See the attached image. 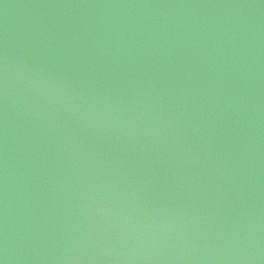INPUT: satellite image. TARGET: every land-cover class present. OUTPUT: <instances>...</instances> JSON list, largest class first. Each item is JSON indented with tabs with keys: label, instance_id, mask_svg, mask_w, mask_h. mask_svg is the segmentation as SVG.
<instances>
[{
	"label": "water",
	"instance_id": "water-1",
	"mask_svg": "<svg viewBox=\"0 0 264 264\" xmlns=\"http://www.w3.org/2000/svg\"><path fill=\"white\" fill-rule=\"evenodd\" d=\"M0 264H264V0H0Z\"/></svg>",
	"mask_w": 264,
	"mask_h": 264
}]
</instances>
